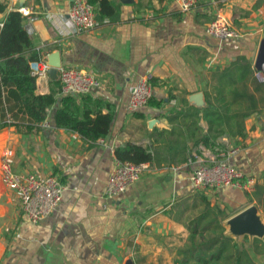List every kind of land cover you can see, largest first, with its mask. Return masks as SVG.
<instances>
[{"label": "crops", "instance_id": "crops-1", "mask_svg": "<svg viewBox=\"0 0 264 264\" xmlns=\"http://www.w3.org/2000/svg\"><path fill=\"white\" fill-rule=\"evenodd\" d=\"M113 1L115 17L104 18L92 30L75 31L68 15L72 0H0L6 6L0 11V26L9 11L22 12L32 47L43 60L58 51L60 66L101 80L91 91L72 96H89L113 109L107 135L95 142L75 130L58 128L54 112L61 96L71 95L61 93L60 83L58 101L38 129L25 133L12 124L0 128V171L1 157L10 150L14 171L52 174L66 187L54 212L32 224L20 209L17 192L8 189L0 175V264H125L128 259L132 264H173L189 235L187 221L202 208L199 195L225 210L228 215L221 218L225 234L237 243L247 237L245 246L256 262L254 254H261L252 251L251 241L258 237H234L226 222L252 205L264 220L260 207L245 196L256 182L264 184L263 101L243 117L242 135L225 132L217 138L224 151L236 149L229 161L254 178L247 190L195 189L189 176L197 162L189 156L196 153L186 151L182 160H172L166 143L174 145L178 136L191 149L192 119L198 134L207 132L202 112L208 108L206 95L213 99V87L222 83L213 74L233 61H248L250 79L264 84L254 67L264 37V0H203L188 11L174 0ZM215 19L226 21L239 38L208 34L205 27ZM147 73L153 75L152 98L162 101L161 109L146 105L129 111L130 87ZM52 80L48 75L36 78V92L49 93ZM247 89L254 90L250 81ZM255 95L259 99V93ZM89 107L108 113L107 106ZM172 115L178 117L170 122ZM126 143L154 146L159 165H152L123 194L107 199L105 184L117 161L114 149ZM198 148L203 158L213 153Z\"/></svg>", "mask_w": 264, "mask_h": 264}, {"label": "trees", "instance_id": "trees-1", "mask_svg": "<svg viewBox=\"0 0 264 264\" xmlns=\"http://www.w3.org/2000/svg\"><path fill=\"white\" fill-rule=\"evenodd\" d=\"M93 9L94 16L99 21L104 18H113L117 14L116 2L113 0H86ZM5 5L0 2V11L5 10ZM26 15L17 10L9 11L0 26V128L12 124L18 132L29 133L38 129L46 119L50 110L58 101L60 89L59 79L51 81L49 93L36 92V77L31 74V63L42 60L41 52L34 49L25 27ZM253 72L250 63L239 58L229 66L222 68L221 72L214 73L220 77V85L213 87L215 94L209 100L207 93L206 103L208 108L202 110L203 117L208 123V130L198 134V127L194 119L190 122L188 133L192 139L191 149L185 144L184 139L178 136L174 145L166 143L167 150L172 160L181 159L194 150L199 152V146L206 147L217 153L224 151V147L217 142L219 135L228 133L243 134V117L256 109L259 102L264 103V84L250 79ZM253 83L254 90L247 89V82ZM153 84V81H152ZM154 85V84H153ZM256 93H259L257 99ZM172 97V96H171ZM60 105L54 112L55 125L79 132L82 137L91 142L107 135L108 127L113 115L110 104L101 103L89 96L75 97L63 95ZM147 105L160 110L162 101L150 98ZM89 106H107L108 113L102 114L99 109ZM264 106V104H263ZM176 112L175 114H178ZM194 115V113H191ZM178 116H169L170 122ZM190 118L191 116H185ZM10 119V122L6 120ZM166 132V131H165ZM164 131L158 134L161 136ZM173 133V131H170ZM177 135L179 133L176 131ZM118 161H129L135 164L149 163L159 165L156 148L152 145L143 147L126 143L114 149ZM188 156V155H187ZM193 160V156H189ZM247 176L244 175L243 180ZM252 192H245L247 199L255 201L264 215V184L255 183ZM216 189V188H210ZM245 190V189H241ZM200 206L198 213L187 221L189 231L186 243L176 251L173 264H257L252 258L249 249L245 246L248 238L244 237L241 243L225 234L221 218L227 217L225 210L218 205L212 206L203 195L198 196ZM195 207V205H193ZM252 251L264 254V242L259 238L251 241Z\"/></svg>", "mask_w": 264, "mask_h": 264}, {"label": "built area", "instance_id": "built-area-1", "mask_svg": "<svg viewBox=\"0 0 264 264\" xmlns=\"http://www.w3.org/2000/svg\"><path fill=\"white\" fill-rule=\"evenodd\" d=\"M174 1L182 11H188L203 0ZM68 15L70 24L75 31L92 30L99 24L91 5L86 0H72ZM205 31L220 38H239L238 32L222 19L209 22L205 27ZM48 67L47 61L43 59L32 62L31 74L38 79L44 78L47 75ZM256 76L264 81V75L261 72L257 71ZM58 79L63 94H85L94 87L101 85V80L93 74L69 66L58 68ZM152 81L153 75L147 73L130 87L127 104L129 111H135L147 105L154 92ZM6 121L10 122V119ZM235 152L236 149L230 151L219 150L217 153H209L205 158L199 154L194 155L197 163L189 176L192 186L195 189L224 186L249 189L255 182L254 178L247 176L243 180V172L228 159V155ZM11 156V151L7 150L1 157V181L8 189L17 192L20 209L30 223L36 224L54 212L66 187L52 174L36 176L33 173L14 171ZM149 170V163L135 164L129 161L117 160L106 181L104 196L111 199L123 194L130 185L139 180Z\"/></svg>", "mask_w": 264, "mask_h": 264}, {"label": "water", "instance_id": "water-1", "mask_svg": "<svg viewBox=\"0 0 264 264\" xmlns=\"http://www.w3.org/2000/svg\"><path fill=\"white\" fill-rule=\"evenodd\" d=\"M120 1L123 3H130L132 0ZM47 63L49 67L46 73L49 78L58 79V68L61 65L60 53L55 51L49 54ZM254 67L256 71L264 75V37L260 40ZM197 98V95L193 96V99ZM226 226L228 227V233L234 237H239L243 234L251 238L258 237L264 239V220L262 215L257 211V207L254 205L230 217L226 222ZM125 264H132V260L128 259Z\"/></svg>", "mask_w": 264, "mask_h": 264}, {"label": "rangeland", "instance_id": "rangeland-1", "mask_svg": "<svg viewBox=\"0 0 264 264\" xmlns=\"http://www.w3.org/2000/svg\"><path fill=\"white\" fill-rule=\"evenodd\" d=\"M254 258L258 264H264V254L261 255H255Z\"/></svg>", "mask_w": 264, "mask_h": 264}]
</instances>
